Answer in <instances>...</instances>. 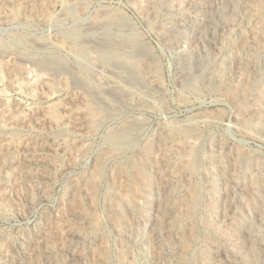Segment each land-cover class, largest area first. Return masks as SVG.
<instances>
[{
	"label": "rangeland",
	"instance_id": "374dc122",
	"mask_svg": "<svg viewBox=\"0 0 264 264\" xmlns=\"http://www.w3.org/2000/svg\"><path fill=\"white\" fill-rule=\"evenodd\" d=\"M132 1L92 0L89 10L95 9L96 12V8L115 9L114 11L117 9L122 15L133 18L142 35L139 40L158 57L156 71L161 83L160 91L156 93L143 89V94L120 86L124 94L135 92L131 100L126 103H121L118 99L111 101L108 113H102L109 119H104L103 123L97 122L96 130L92 129L93 132L85 136H79L69 129L30 132L31 137L37 140L60 134L64 137L67 152H57L53 153L54 155L49 153L48 158L41 162H37L38 155L35 153L26 157L19 155V163H30L25 168L32 180H23L26 173L14 167L7 169L4 176L11 179L10 184L7 185L6 194L0 193L1 251L9 243L13 245L16 241L15 234L18 233L38 240L35 250L41 257H44L46 251L58 255L57 260H54V256L50 257L52 260L47 264H156L155 247L159 243L169 252H181L182 249L188 251L185 256L186 264H264V115L245 121L238 113L242 110L243 114H247L255 108L264 113V102L260 100V97H264V46L258 63L254 64L255 60L250 51L253 46L251 34L253 29L260 27L259 23L249 19L252 14L264 12V0H240L237 11L234 10L231 0H180L182 7L178 15H175V23L180 30L189 34L181 47H172L169 41L161 38L159 28L162 29L164 25L162 15L157 16L155 26L150 27L142 12L144 3L140 0ZM161 1L164 0H157L158 3ZM202 11H205L206 16ZM39 28L42 27L31 26L25 33L36 32L39 35ZM45 33L48 35L49 32L45 30ZM2 35L3 32H0V36ZM241 38L249 39L246 45L239 41ZM183 55H188L191 60L197 62L210 60L212 81H230V85L235 86L241 78L247 80V94L236 104L227 91L198 83L197 91L193 93L186 90L187 93L183 95L179 79L182 75L178 72L182 67L178 59L184 57ZM234 58L240 60L234 61ZM84 71L83 75L86 72ZM83 75L81 77L85 82L90 83L92 78L94 81V77ZM59 102L47 103L54 118L62 115ZM135 104H139V107ZM111 119L114 121H110ZM121 119L124 120L123 123L134 124L136 133L144 135L142 138L147 137L145 146L151 148V156L145 161V169L156 179L149 185L148 193L143 188L137 190L135 176L126 177V160L131 159L130 155L137 152L132 145L123 153L109 155L102 171L96 176L90 175L95 160L105 148L102 145L105 125L110 123L106 129L113 128ZM176 121L184 123L187 128L198 125L202 130L201 142L199 141L196 148L199 156L195 153L199 163L193 171L182 168L188 157L184 149L179 148L172 140H163L161 137L166 134L161 130H166L165 126L171 127ZM80 139L83 140L81 143ZM81 144L84 146L78 155L79 160L68 167L70 154ZM2 150L0 148V165ZM164 157L169 158L170 167L165 165L168 161L159 164L154 162V159ZM172 168H175L176 172H173ZM121 170L122 172H118ZM16 177L21 180L14 184ZM38 178L44 181L42 185L48 191L47 197L42 198L37 192L39 188L35 181ZM195 186L201 196L197 199L194 219L191 218L197 235L189 239L182 233L187 229L181 225L188 222L183 219L189 212L186 198ZM108 194L134 197L137 204L148 206V215L136 214L135 209L130 208L129 202H124L121 207L126 213L125 221L121 225L115 223L110 216ZM77 204L79 209L84 210L78 209L76 215L68 214L67 206ZM58 213L61 233L54 227ZM43 221L51 224L47 246L45 239H40L42 233L39 232V226ZM89 221H92L94 226L85 234L81 228L85 229ZM206 221H211L213 227L207 228ZM76 229H80L81 233L76 232ZM63 245H70L72 249L62 248ZM211 245L218 251H209V255L204 257L205 248L209 249Z\"/></svg>",
	"mask_w": 264,
	"mask_h": 264
},
{
	"label": "bare ground",
	"instance_id": "6f19581e",
	"mask_svg": "<svg viewBox=\"0 0 264 264\" xmlns=\"http://www.w3.org/2000/svg\"><path fill=\"white\" fill-rule=\"evenodd\" d=\"M91 1L92 0H0V32H3V35L0 36V144H2V147L0 148L3 149L1 156L2 164L0 165V193L6 194L8 188L7 185L8 183L10 184L11 179L4 176L9 168L14 167L21 172H25L26 174L24 173L25 176H23V180H32V178L28 176V171L25 168L30 163L26 161L19 163V160L17 159L19 155L22 154L26 157L29 154L35 153V155H38L37 162H41L48 158L49 153H62L63 151H66L67 146L64 142V137L60 134H54L45 140H37L31 137L30 132H38L40 130L45 131L46 129L60 131L62 129H69L79 136H85L90 132H93L91 130L96 128L95 125L97 122L103 123L104 119H109V117H104L103 115L105 114L102 113H108V110L111 108L109 106L111 101L113 102L118 99L121 103H126L131 100L132 94L135 92L129 95L124 94L120 86L135 90L137 93H143V89H146L149 92L155 91L156 93L160 91L161 83L156 71V61L158 60V57L151 51V48L149 49L148 46L143 45L141 42L142 40H139L142 35L138 31V27H136L133 18L122 15L119 13L120 10L117 11V9L114 11L115 9L97 10L96 8V12H94L95 9L89 10L91 7ZM128 1L131 2L132 0ZM140 1L144 3V11L142 12L144 17L148 19V25L150 27L155 26L154 22L157 19V16L162 15L164 17V25L162 29L159 28L161 38L164 41H169L168 43H170L172 47H177L187 40L189 35L187 34L188 32L186 33L185 31L180 30L175 23L177 19L175 15H178V12L182 7L179 3L180 0H164L159 3L157 0ZM231 2L233 3L234 10L237 11L240 0H231ZM87 10H89L88 13ZM202 12L204 13L203 15L206 16L205 11ZM209 14L210 13H208V15ZM249 19L259 23L261 29H253L251 34L253 46L251 45L252 50L250 49V51L255 60L254 64H256L258 63V59L261 56V50L264 46V12H258L256 15L252 14ZM179 24H181V19ZM31 26H41L42 28H39L41 33L37 35V33L33 31L34 33L32 34H26L25 32H27V28ZM207 28H209V26ZM8 30L11 31L6 33ZM45 30L49 32L48 35L45 33ZM248 40V38H241L239 41H241L243 45H246ZM191 59L192 58L188 55L178 59L182 64V67L178 69V72L182 75L179 79L181 93L183 95L187 93L185 92L186 90L192 92L195 90L197 91L198 83L203 84L205 87L211 86L212 89L216 88L217 90L222 89L227 91L236 104L240 103L241 99L247 94V80L241 78L238 80V83H235V86H231L229 83L230 81H219L218 78L217 80L219 82L212 81V74L210 71L211 61L205 60L203 62H197ZM238 60L240 59L234 58V61ZM232 66L234 65L232 64ZM83 70L86 71H84L85 75H83ZM82 75L91 78L94 77V81L92 78V81L90 83L88 82V84L82 79ZM96 79L98 81H96ZM260 100L264 102V97H260ZM57 101H60L59 107L62 115L61 117L54 118L49 111L47 103L55 104ZM137 106L139 107V104ZM161 107L163 108L162 105ZM261 111L255 108V110L247 112V114H243L242 110L238 113L241 118L248 121L252 118L263 117L264 113ZM166 113H168V111H166ZM113 119L110 121L115 120ZM123 121L124 120L121 119L118 125L113 128L109 127L106 129V126H110V123L105 125L104 129L106 132L102 143L105 148L95 160L90 175L96 176L102 171L105 166V159L108 158L109 155L123 153V151L132 145V147L136 148L137 152L130 155L131 159L126 160V177L135 176V187H137V190L143 188L147 192L150 187L149 185L152 184V180H156L155 178H152L153 175L148 174L145 169V161L151 156V148L145 146L147 143V137L142 138L144 135L142 136L141 133H136L135 130H137V128H134V124L130 121V123H123ZM179 124H182V122L176 121V123L174 122L171 124V127L165 126L166 130L161 131L166 134L161 137L163 140H172L179 148L184 149L183 151L187 153L186 155H188V157L185 164L182 163V168L193 171L197 168L199 163V158L195 153H197L196 148L199 146V141L201 142L202 130L198 125H194L192 128H187L184 123L180 126ZM79 141L81 143L83 140L80 139ZM92 144L94 143L92 142ZM83 146L84 144L77 145L76 149L72 151L70 154V161L68 160V167L74 165V163L79 160L78 155ZM154 162L157 164L167 162L165 165H171L168 157L160 158L159 160L154 159ZM51 165H53V167L55 166V164ZM172 170L173 172H176L175 168H172ZM118 172H122V170ZM212 178L210 177V179ZM19 180H21V178L16 177L13 183L17 184L16 182ZM42 181V179L38 178L35 181V184H37L39 188V190L36 191L39 192V196L43 198L48 196V191L46 187L42 185ZM35 184L34 186L37 188ZM226 191L231 192L230 190ZM123 196L113 194H108L107 196L108 203L111 207L110 216L115 223L121 225V223L125 221L124 218L126 213L121 207L124 202H129L131 205L130 208L135 209L136 214L142 213L145 216L148 215V206L144 207L141 204H137L134 197L127 198L126 196ZM199 196L200 192L195 186L189 192L188 198H186L188 199L186 204L189 207V212L187 217L183 219L190 223L184 222L181 227L187 229L182 233H184L189 239H193L197 235V230L194 228L195 225L193 227V224H191V218L194 219V210H196V203L198 202L197 199ZM78 206V204L67 206L66 210L69 211L67 213L76 215V212L79 209ZM83 210L84 209H81V211ZM56 217L57 219L54 222V227L61 233L58 223V221H60V219H58L60 214L58 213ZM157 218H161L159 214H157ZM205 225L208 228L213 227L214 224H212L211 221H206ZM93 226L94 223L89 221L86 228H81V231L87 234V231H90L89 228H93ZM50 229L51 224L47 221H43L39 226V232L42 233L40 239H45L44 241H46L50 236ZM79 230L76 229V232L80 234L81 232ZM15 236L16 241H14L13 245L9 243L5 246L6 248L3 251L0 249V264H47L48 262H51L50 259L52 260V256H54V260L58 259V255L56 256V253L50 251H46L44 257H41V254H37L35 247L37 246L38 240L36 241L30 236L20 235L18 233L15 234ZM47 243L48 241L45 242L46 246ZM62 248L72 249V246L63 245ZM155 248L156 264H186L187 262L185 256H187L186 254L188 251L184 249H182L181 252L175 250L169 252L168 249L160 243ZM209 251L217 252L218 249H214L213 245H211V248H205L203 256H208L210 253Z\"/></svg>",
	"mask_w": 264,
	"mask_h": 264
}]
</instances>
